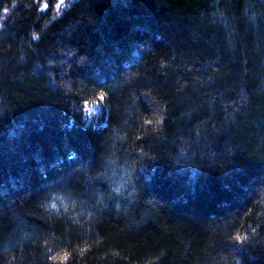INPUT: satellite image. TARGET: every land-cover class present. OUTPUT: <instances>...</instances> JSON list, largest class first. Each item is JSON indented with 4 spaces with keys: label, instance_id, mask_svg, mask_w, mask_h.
Here are the masks:
<instances>
[{
    "label": "trees",
    "instance_id": "16d2710c",
    "mask_svg": "<svg viewBox=\"0 0 264 264\" xmlns=\"http://www.w3.org/2000/svg\"><path fill=\"white\" fill-rule=\"evenodd\" d=\"M0 264H264V0H0Z\"/></svg>",
    "mask_w": 264,
    "mask_h": 264
},
{
    "label": "rangeland",
    "instance_id": "374dc122",
    "mask_svg": "<svg viewBox=\"0 0 264 264\" xmlns=\"http://www.w3.org/2000/svg\"><path fill=\"white\" fill-rule=\"evenodd\" d=\"M85 109H86V110H85V113L88 114V115H91V113H92V108H89V107H86V106H85ZM89 113H90V114H89Z\"/></svg>",
    "mask_w": 264,
    "mask_h": 264
},
{
    "label": "snow or ice",
    "instance_id": "6c2138e0",
    "mask_svg": "<svg viewBox=\"0 0 264 264\" xmlns=\"http://www.w3.org/2000/svg\"><path fill=\"white\" fill-rule=\"evenodd\" d=\"M65 3V0H60V4L63 5Z\"/></svg>",
    "mask_w": 264,
    "mask_h": 264
}]
</instances>
